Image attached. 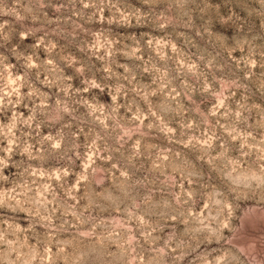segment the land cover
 Returning <instances> with one entry per match:
<instances>
[{
    "label": "clouds",
    "instance_id": "1",
    "mask_svg": "<svg viewBox=\"0 0 264 264\" xmlns=\"http://www.w3.org/2000/svg\"><path fill=\"white\" fill-rule=\"evenodd\" d=\"M0 264H264V0H0Z\"/></svg>",
    "mask_w": 264,
    "mask_h": 264
}]
</instances>
